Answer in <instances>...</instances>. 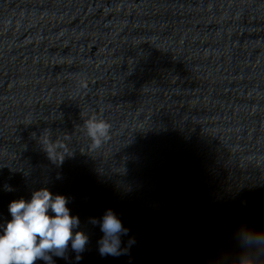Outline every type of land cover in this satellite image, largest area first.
<instances>
[{
    "label": "clouds",
    "instance_id": "9594fccd",
    "mask_svg": "<svg viewBox=\"0 0 264 264\" xmlns=\"http://www.w3.org/2000/svg\"><path fill=\"white\" fill-rule=\"evenodd\" d=\"M84 126L95 146L110 129L106 121L96 118L85 121ZM67 204L65 196L53 195L47 188L34 191L30 200H13L8 208L11 219L0 225V264H35L38 259L54 264L52 256L65 257L69 244L80 259L79 253L85 250L89 238L83 231L73 232L80 220L70 214ZM92 223H99L103 233L98 241L101 256L126 254L127 249L121 248V236L129 230L111 209ZM243 236L249 245L264 246V233L244 229Z\"/></svg>",
    "mask_w": 264,
    "mask_h": 264
}]
</instances>
